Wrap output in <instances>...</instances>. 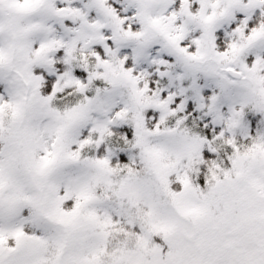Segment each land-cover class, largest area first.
Segmentation results:
<instances>
[{
    "label": "snow or ice",
    "instance_id": "obj_1",
    "mask_svg": "<svg viewBox=\"0 0 264 264\" xmlns=\"http://www.w3.org/2000/svg\"><path fill=\"white\" fill-rule=\"evenodd\" d=\"M0 264H264V0H0Z\"/></svg>",
    "mask_w": 264,
    "mask_h": 264
}]
</instances>
